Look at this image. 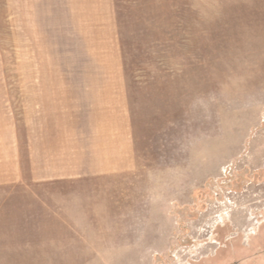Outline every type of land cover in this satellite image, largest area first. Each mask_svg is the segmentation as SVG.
Returning a JSON list of instances; mask_svg holds the SVG:
<instances>
[{"label":"rangeland","instance_id":"rangeland-1","mask_svg":"<svg viewBox=\"0 0 264 264\" xmlns=\"http://www.w3.org/2000/svg\"><path fill=\"white\" fill-rule=\"evenodd\" d=\"M0 264H264V0H0Z\"/></svg>","mask_w":264,"mask_h":264}]
</instances>
